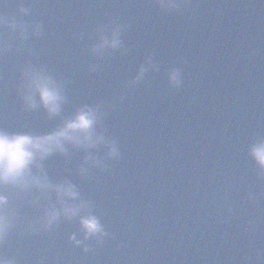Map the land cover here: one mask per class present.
Listing matches in <instances>:
<instances>
[{
	"label": "water",
	"instance_id": "obj_1",
	"mask_svg": "<svg viewBox=\"0 0 264 264\" xmlns=\"http://www.w3.org/2000/svg\"><path fill=\"white\" fill-rule=\"evenodd\" d=\"M0 13L43 25L27 40L0 26L10 46L0 53V126L48 131L60 122L23 106L20 68L31 61L67 82L64 115L104 103L103 126L121 152L87 177L76 173L83 152L46 162L91 201L109 232L103 242L87 241V252L75 245L76 220L26 230L39 213L10 192L18 219L0 255L16 264H264V176L249 154L264 136V0H186L179 11L157 0H0ZM114 18L128 25L127 52L96 57V29ZM149 55L160 70L128 88ZM172 67L180 88L167 79Z\"/></svg>",
	"mask_w": 264,
	"mask_h": 264
},
{
	"label": "clouds",
	"instance_id": "obj_2",
	"mask_svg": "<svg viewBox=\"0 0 264 264\" xmlns=\"http://www.w3.org/2000/svg\"><path fill=\"white\" fill-rule=\"evenodd\" d=\"M165 10L179 11L186 0H157ZM18 12L28 15L30 7L23 2L18 5ZM0 26H6L18 32L22 39L29 35L39 36L43 25L39 22L26 23L0 13ZM128 25L120 23L118 18L101 25L96 29L97 39L91 46V53L102 57L110 50L127 52L124 47L123 34ZM7 42L0 40V53L9 49ZM91 71L97 65H90ZM159 71V65L149 55L141 64L136 75L128 81V88L134 87L143 80L149 71ZM21 82L18 93L27 110L43 109L48 118H60V122L48 131H10L0 126V244H3L9 233L16 226L18 207L10 200L9 193L21 196L39 215L29 220L26 230L33 233L51 232L61 220H76L79 233L73 232L70 240L84 251H89L87 241L103 242L109 236L101 218L93 211L91 201L82 197L80 188L69 176L53 178L49 174L46 162L59 155L70 161L74 151L83 152V158L76 167L80 177H87L93 168H106V161L118 159L120 148L115 139L107 135L103 126L104 103L96 105L81 104L73 112L64 115L67 103L65 93L66 81L58 79L44 64L29 61L20 68ZM167 79L172 87L183 85L182 72L179 67H172L167 72ZM124 94H121L123 99ZM106 149L104 156L97 154L98 149ZM249 154L264 176V136H257L249 146ZM251 198V194H250ZM0 264H16L14 258L0 255Z\"/></svg>",
	"mask_w": 264,
	"mask_h": 264
}]
</instances>
